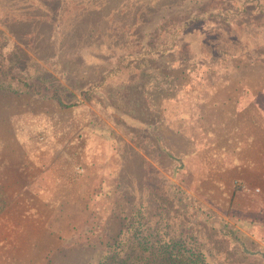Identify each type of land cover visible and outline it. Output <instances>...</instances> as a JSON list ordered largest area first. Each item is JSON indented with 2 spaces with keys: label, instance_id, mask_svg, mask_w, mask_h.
<instances>
[{
  "label": "rangeland",
  "instance_id": "374dc122",
  "mask_svg": "<svg viewBox=\"0 0 264 264\" xmlns=\"http://www.w3.org/2000/svg\"><path fill=\"white\" fill-rule=\"evenodd\" d=\"M135 1H140L141 6L143 3L154 5L158 1L178 5L185 0ZM90 3L98 2L0 0V21L7 22L10 28H17L16 31L22 34L15 38L16 44L28 57V61L15 58L13 65L4 71L26 80L27 75H38L41 78L38 82L48 86L47 89L42 87L40 93L0 90V264H96L120 229L123 216L131 209V201L127 202V199L135 201V194L143 197L151 185L156 187L153 195L164 202L173 201L179 210L184 211L192 204L214 217L221 215L224 221L229 219L231 209L242 211L243 206L231 207L233 191L238 194L233 201H245L241 195L251 193L264 195V182L249 184L242 178L232 177V167L226 171L219 164H208L207 168L204 164L202 167L195 164L194 168L184 171L174 166L175 157L190 146L199 150L205 148L202 130L211 127L197 120L198 113L194 112L193 102L200 82L190 75L191 70L216 66L224 60L223 57H199L186 62L189 66L165 65L161 68L165 74L163 80L151 78L145 88L124 84L121 80L126 79L119 77L110 80L99 96L82 93L83 88L99 79L106 68L105 61L109 60V44L103 38L109 36L111 15L102 10L100 19L105 18V25L103 29L93 28L92 37L87 41L89 46L84 47L82 63L75 58L78 52L63 44L61 32L69 30L68 25L80 15V7H87ZM236 3L234 1L233 5L237 10ZM45 18L58 24L59 29L55 27L57 31L52 33L54 48L44 50V59L34 49L37 46L33 42L36 29L34 26L26 28L30 21ZM117 19L123 20L122 16ZM240 21L244 23L247 18ZM254 22L255 30L261 26L258 35L264 37V17L255 15ZM244 26V29H238L239 35L243 42L247 40L244 46L247 42L251 45L255 41L250 38L253 36L249 32L252 26ZM225 31L223 27L222 32ZM222 32L218 40L225 37ZM11 44L10 40L0 39V50L8 53ZM263 45L255 43L256 47ZM91 55L105 61L92 63ZM1 57L0 64L4 66L7 63ZM236 58L242 61L241 64L250 60L247 53ZM47 76L52 81L42 82ZM53 88L62 98L63 105L51 96ZM245 98L249 100L245 111L251 105L264 111V87L255 97L247 94ZM124 114L150 124L162 137L168 152L159 151L156 139L145 135V127L132 125ZM220 142L217 141L218 145ZM260 149L262 157H254V160H264V148ZM141 156H146L147 163L159 170L154 174L156 183L151 184L153 177L150 175L143 178L142 170H139ZM118 169H121V175L123 170H133L136 176L124 178L129 191L120 194L115 210L110 212L109 205L101 208L95 200L100 197L97 187L104 184L105 190V180ZM255 186L259 189L252 188ZM125 195L128 198L125 199ZM187 195L202 197H194L191 202ZM181 216L182 220L186 217L185 214ZM206 226L199 224V227ZM258 229L261 231L257 235L264 238V229ZM215 233L207 227L201 231L208 240L218 242L215 246H222L221 240L214 238ZM246 244L250 251L264 248V240L256 237L246 239ZM252 254L256 252L242 254L239 259L248 264H264ZM209 257L215 261L213 253ZM218 260L216 258L221 264Z\"/></svg>",
  "mask_w": 264,
  "mask_h": 264
},
{
  "label": "trees",
  "instance_id": "16d2710c",
  "mask_svg": "<svg viewBox=\"0 0 264 264\" xmlns=\"http://www.w3.org/2000/svg\"><path fill=\"white\" fill-rule=\"evenodd\" d=\"M96 1L98 3H90L87 7L81 6L78 10L80 15L74 23L68 25L69 30L61 32L63 44L76 50L75 52L78 53L75 54V58L82 63L84 47L89 46L87 41L92 37L93 28L99 30L105 25V18L102 16L103 18L100 19L102 10L105 9L107 13L109 11L111 15L112 20L108 22L109 36L103 38L109 44L107 48L109 60L105 61L97 55H91L92 63L105 61L106 68L98 80L82 89L84 95L99 96L110 80L119 77L126 79L121 80L124 84L145 88L147 80L151 78L157 81L163 80L165 74L161 72V68L165 65L189 66L186 62H193L199 57L203 59L223 57L224 60L216 66L196 67L191 70L190 75L197 77L200 82L198 94L193 102L194 112L198 113L197 120L211 127L202 130L206 142L205 148L199 150L198 147L190 146L182 151L180 156L173 155L176 159L174 166L186 171L195 164L200 167L204 164L206 168L208 164L213 166L219 164L221 169L227 171L232 166L249 159L250 153L253 158L250 160H254V157H262L260 147L264 148L262 124L264 111L259 106L255 108L253 105L251 110L247 108L245 111V104L249 102L245 97L247 94L255 97L264 87V50L261 49L264 45L255 46V43L263 44L264 37L258 35L261 26L256 30L254 26L255 15L264 17V1L185 0L178 5L158 1L159 3L155 2L154 5L143 3L141 6V2L135 0ZM234 1L237 2V10L234 9ZM249 7L251 8L248 9ZM119 16H122V21L119 19L116 21ZM244 18H247V21L243 23L240 20ZM245 24L252 26L249 32L253 36L250 38L255 40L251 45L247 42L246 46L244 42L247 40L243 42V37L238 31L241 27L244 29ZM0 25L1 41H12L7 54L3 53V49L0 50V62L3 56V60L7 63L4 66L0 64V90L40 93L42 87L47 89L48 86L38 82V79H41L38 75H27L28 80H26L13 72L4 71V68L13 65L15 58L28 61V57L16 44L15 38L22 35L16 31L17 28H10L7 22L2 21ZM31 26L36 29L33 42L37 46L34 49L39 56L44 57V50L54 48L55 37L52 33L57 31L55 27L59 29V25L45 18L30 21L26 29ZM223 27L227 31L222 32ZM7 32L10 34L7 35ZM220 32L225 34V37L218 40ZM26 45H29V42ZM114 52L117 54L115 55ZM244 53L248 54L250 60L241 64L242 61L237 60L236 57ZM20 69L24 71L23 68ZM202 72L203 75H200ZM49 81L52 80L48 76L42 79V82ZM53 89L51 96L63 105L62 98L57 90ZM171 99L173 100V97ZM124 116L132 122V125L135 123L144 126L145 135L156 139L159 151L168 152L169 149L162 143V137L153 131L150 124L130 114ZM242 136L246 137L242 138ZM248 137L253 142L250 149L247 148ZM217 141H221L219 145ZM139 166L144 179L150 175L153 177L151 184L157 182L154 174L159 170L147 163L146 156H141ZM120 171L121 169L115 170L105 180L107 184L105 190L104 184L97 187L100 197H96L95 200L101 208L109 205L110 212L115 210V203L120 194L129 191L126 189L124 178L132 179L136 176L133 170H123L122 175ZM155 189L156 187L151 185L149 192L143 197L140 198L135 194L133 196L135 201L132 198L127 199V202L131 201L129 207L131 209L123 216L120 229L105 252L97 259L96 264H218L216 258H219L221 264H248L243 259H239V256L255 252L256 254L252 255L264 262V248L262 247L260 251H250L246 244L248 238L256 237L264 240L262 236L257 235L261 231L259 227L264 229V196L251 193L241 195L245 201H233L234 196L238 195L233 191L231 207L236 209L238 205L243 206L242 211L231 209L228 214L229 219L224 221L221 215L214 217L192 204L184 211L179 210L173 201L164 202L153 195ZM190 195H187L189 201L194 197H202H190ZM182 214L186 215L183 220ZM199 224L208 225L209 227H206L210 231H216L214 238L220 239L219 242L223 245L217 247L216 240L210 241L202 236L201 231L206 227H199ZM210 253H213L215 261L210 259ZM220 253L222 254L219 256ZM233 253L236 256L233 257Z\"/></svg>",
  "mask_w": 264,
  "mask_h": 264
},
{
  "label": "crops",
  "instance_id": "0c3cea01",
  "mask_svg": "<svg viewBox=\"0 0 264 264\" xmlns=\"http://www.w3.org/2000/svg\"><path fill=\"white\" fill-rule=\"evenodd\" d=\"M247 140H248V142H247L248 147L247 148L250 149V146H251V144H253V142H251L250 137H248ZM248 156L250 158L245 159V161L243 163L232 166V168L230 169L231 176L237 177V178H242L245 181H247V183H249V184L255 183V184L260 185V183L264 182V160L263 161L250 160V159H253L252 155L249 154ZM251 173H252V176H251ZM253 176H254V178H253ZM257 181H259V182H257ZM252 188L256 189L258 187L255 186ZM262 191L264 193V190H262ZM262 196H264V195L262 194Z\"/></svg>",
  "mask_w": 264,
  "mask_h": 264
}]
</instances>
